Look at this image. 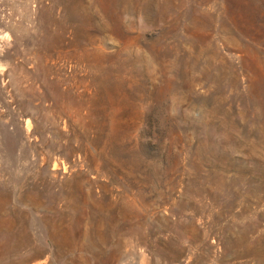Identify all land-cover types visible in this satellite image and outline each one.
<instances>
[{
	"label": "rangeland",
	"instance_id": "rangeland-1",
	"mask_svg": "<svg viewBox=\"0 0 264 264\" xmlns=\"http://www.w3.org/2000/svg\"><path fill=\"white\" fill-rule=\"evenodd\" d=\"M0 264H264V0H0Z\"/></svg>",
	"mask_w": 264,
	"mask_h": 264
}]
</instances>
